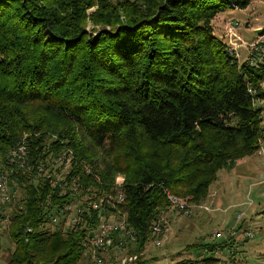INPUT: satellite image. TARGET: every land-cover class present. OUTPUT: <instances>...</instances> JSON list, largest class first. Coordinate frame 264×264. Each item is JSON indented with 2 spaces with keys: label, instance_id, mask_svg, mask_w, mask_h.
I'll return each mask as SVG.
<instances>
[{
  "label": "trees",
  "instance_id": "trees-1",
  "mask_svg": "<svg viewBox=\"0 0 264 264\" xmlns=\"http://www.w3.org/2000/svg\"><path fill=\"white\" fill-rule=\"evenodd\" d=\"M248 3L0 0V173L8 194L0 223L12 244L5 264H94L82 242L118 211L131 237L109 234L110 262L137 256L155 237L152 224L175 210L163 189L198 203L220 170L257 152L262 106L252 99L264 102V63L237 62L210 25ZM20 145L24 162L9 163ZM61 155L71 158L59 171ZM117 175L123 202L92 208ZM56 177L60 185L50 182ZM69 204L81 210L71 224ZM233 235L187 245L199 259L175 264H208L216 258L198 253L230 247Z\"/></svg>",
  "mask_w": 264,
  "mask_h": 264
},
{
  "label": "rangeland",
  "instance_id": "rangeland-1",
  "mask_svg": "<svg viewBox=\"0 0 264 264\" xmlns=\"http://www.w3.org/2000/svg\"><path fill=\"white\" fill-rule=\"evenodd\" d=\"M96 8L93 5L87 9L86 14L93 13ZM234 23L235 26L228 28ZM210 25L213 34L224 43H227L228 38L237 40L239 46L235 52L238 57L235 59L241 63L249 57L246 44L254 41L264 29V0H249L244 9L232 8L220 12L215 15ZM91 27L93 24L88 22L86 29ZM262 54L264 47L255 54V58L261 60ZM258 105L262 106L264 128V102L261 101ZM258 140L262 141L261 145L264 147V137ZM119 177L122 178L121 175ZM263 177L264 160L257 152L237 160L229 169L220 170L215 181L208 187L207 194L198 203L181 198L187 212L168 210L163 215L166 228L160 238L161 242L159 246L149 242L145 250L137 255L142 258L140 261L144 260L147 264H175L181 261L192 263L199 257H195L193 250L185 249L187 245L197 242L220 243L226 231L233 229L237 230V239L230 238L231 244L233 242L230 247L225 246L212 255L199 252L198 256L201 259L209 256L217 259L208 264H264ZM6 196L8 198V194ZM237 215H240L239 219ZM245 231L251 233L249 239L241 237ZM215 232L221 233L222 237H214ZM122 236L127 237L123 233ZM11 250L12 244L7 238L4 221L0 223V264L6 263ZM100 255L105 257L103 264H112L107 249ZM113 256L114 262L120 264V259L129 255ZM131 260L133 264H138L135 263L137 259Z\"/></svg>",
  "mask_w": 264,
  "mask_h": 264
},
{
  "label": "built area",
  "instance_id": "built-area-1",
  "mask_svg": "<svg viewBox=\"0 0 264 264\" xmlns=\"http://www.w3.org/2000/svg\"><path fill=\"white\" fill-rule=\"evenodd\" d=\"M235 25L236 24L234 23L232 26L231 25L228 26V28H231ZM231 36H233V34ZM236 41H234L232 38H228L227 43H225L227 52L231 56L234 55L235 56V57L233 56L234 58L238 57V55L235 52V49L239 45L236 43ZM246 45L249 51V57L246 61L251 65L256 64V62L264 63V54H262L261 60H257L255 58L256 56L255 54H258L261 48L264 47V29H262V32H260V34L257 37H255L254 41ZM259 87L264 88V80H262L259 83ZM247 91L250 94L254 93L251 89H248ZM259 102L261 101H259L258 99H254V98L252 99L253 105L258 104ZM261 142L262 141L258 140L257 153L264 160V147L261 145ZM8 156H10L9 163L18 162L19 165H21L24 162V157H25L24 146L22 145L18 146L16 149L10 151L8 153ZM70 158H71L70 156L61 155L55 159V164L59 168V171L68 169ZM59 180L60 179L56 177L50 182L53 185L55 184L60 185ZM122 182H123V179L120 178L119 175H117L113 183V192L103 195L99 197L97 200L92 201L91 207L99 209V207L106 205V206H110L111 208H117V205L121 204L124 200V195L119 191V188L121 187ZM262 183H264V177H263ZM5 189H6L5 188V177L3 174L0 173V198L2 201L8 200L7 196L4 194ZM163 194H164L166 201L171 207H173L175 210L179 212H183V213L187 212V207L185 205L184 200H182L179 197L171 195L165 189H163ZM65 211H67L69 214L68 220H69V223L71 224V223H75V220H76L75 214H78L81 210L77 208L76 205L69 204V205H66ZM239 217L240 215H237V219H239ZM125 224H126L125 214L122 213L121 211H118L115 216L113 215L112 217L102 219L98 223V225L93 230H91V232L87 235L86 239L82 242V246H84L89 251V255L91 257L90 259L94 264L104 263L105 257L101 256L100 254H102L106 250V242L108 241V236L111 232L122 231L123 235L129 238L131 237L129 230L125 228ZM165 225H166V222L163 219V215L159 217L157 222H154L152 224L151 233L155 236L154 239L152 240L153 245L159 246L161 242L160 238L162 236V233L165 232V228H166ZM233 234L234 232L232 230L226 233L227 236L233 235ZM243 235L244 237L248 239L251 237V233L248 231H245ZM213 236L216 238H219V237H222V234L219 232H215ZM117 246L121 247L122 243L118 242ZM136 257H137L136 255L124 256L122 259H120V264H128V262L130 264L133 261L131 259L136 260Z\"/></svg>",
  "mask_w": 264,
  "mask_h": 264
},
{
  "label": "crops",
  "instance_id": "crops-1",
  "mask_svg": "<svg viewBox=\"0 0 264 264\" xmlns=\"http://www.w3.org/2000/svg\"><path fill=\"white\" fill-rule=\"evenodd\" d=\"M230 230H232V229H230ZM230 230H228V231H230ZM236 237H237V233H235V235L232 236L231 240L232 239H237ZM241 237H243V236H241Z\"/></svg>",
  "mask_w": 264,
  "mask_h": 264
},
{
  "label": "water",
  "instance_id": "water-1",
  "mask_svg": "<svg viewBox=\"0 0 264 264\" xmlns=\"http://www.w3.org/2000/svg\"><path fill=\"white\" fill-rule=\"evenodd\" d=\"M257 32L259 33V30Z\"/></svg>",
  "mask_w": 264,
  "mask_h": 264
}]
</instances>
